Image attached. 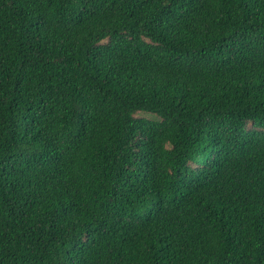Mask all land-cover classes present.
<instances>
[{
    "label": "trees",
    "instance_id": "trees-1",
    "mask_svg": "<svg viewBox=\"0 0 264 264\" xmlns=\"http://www.w3.org/2000/svg\"><path fill=\"white\" fill-rule=\"evenodd\" d=\"M0 264H264V0H0Z\"/></svg>",
    "mask_w": 264,
    "mask_h": 264
}]
</instances>
